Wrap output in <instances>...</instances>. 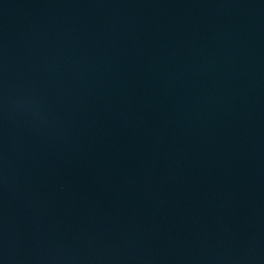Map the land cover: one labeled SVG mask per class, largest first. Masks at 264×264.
<instances>
[{
    "label": "water",
    "instance_id": "95a60500",
    "mask_svg": "<svg viewBox=\"0 0 264 264\" xmlns=\"http://www.w3.org/2000/svg\"><path fill=\"white\" fill-rule=\"evenodd\" d=\"M0 264H264V0H0Z\"/></svg>",
    "mask_w": 264,
    "mask_h": 264
}]
</instances>
